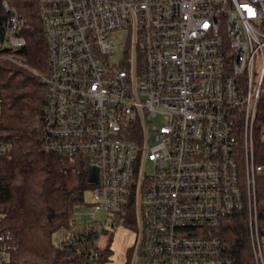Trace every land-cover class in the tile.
Instances as JSON below:
<instances>
[{
    "label": "built area",
    "instance_id": "2783aa9c",
    "mask_svg": "<svg viewBox=\"0 0 264 264\" xmlns=\"http://www.w3.org/2000/svg\"><path fill=\"white\" fill-rule=\"evenodd\" d=\"M34 1L47 43V67L34 72L46 93L41 150L79 159L86 182L98 170L91 212H74L54 243L97 264L100 237L133 195L131 264H235L213 230L239 213L264 264V0ZM24 25L0 0V60L27 68Z\"/></svg>",
    "mask_w": 264,
    "mask_h": 264
},
{
    "label": "trees",
    "instance_id": "16d2710c",
    "mask_svg": "<svg viewBox=\"0 0 264 264\" xmlns=\"http://www.w3.org/2000/svg\"><path fill=\"white\" fill-rule=\"evenodd\" d=\"M14 6L25 19L21 31L25 46L20 56L28 69L0 60V140L7 145V151L0 156V232L7 245L8 264H84L80 245L60 248L53 235L67 228L75 209L83 205V191L94 185L83 179L79 186L68 189L66 162L77 164L79 159L41 150L46 93L34 72L42 74L47 67V43L35 1L16 0ZM262 129L258 118L257 148ZM259 182L264 193V177ZM135 214L132 195L120 220L137 231ZM259 218L264 227V198L259 203ZM213 233L222 240L235 264H255L243 213L221 223ZM109 252H100L97 264ZM129 253L131 264L133 252Z\"/></svg>",
    "mask_w": 264,
    "mask_h": 264
},
{
    "label": "rangeland",
    "instance_id": "374dc122",
    "mask_svg": "<svg viewBox=\"0 0 264 264\" xmlns=\"http://www.w3.org/2000/svg\"><path fill=\"white\" fill-rule=\"evenodd\" d=\"M7 1L10 4L16 2V0ZM111 38L119 47H123L125 44V32H119L115 35L111 34ZM151 123L158 126L162 123V120L157 117L151 120ZM65 166L68 169L66 178L67 188L70 189L79 186L82 182L81 180L84 179L83 175L78 172L80 166L71 160H68ZM150 171V164L147 163L145 172L146 174H150ZM93 201V188H86L83 191V205L75 209V218L81 219L90 213V207ZM135 239L136 233L134 229L125 223H121L120 220L115 228H109L99 239L100 252L105 250L110 251L108 255L104 256L100 264H128L129 252L134 246ZM134 264H140V259L136 258Z\"/></svg>",
    "mask_w": 264,
    "mask_h": 264
},
{
    "label": "water",
    "instance_id": "95a60500",
    "mask_svg": "<svg viewBox=\"0 0 264 264\" xmlns=\"http://www.w3.org/2000/svg\"><path fill=\"white\" fill-rule=\"evenodd\" d=\"M97 168L92 166L87 168V172H88V179L87 182L89 184H95L97 182Z\"/></svg>",
    "mask_w": 264,
    "mask_h": 264
},
{
    "label": "flooded vegetation",
    "instance_id": "af4514ba",
    "mask_svg": "<svg viewBox=\"0 0 264 264\" xmlns=\"http://www.w3.org/2000/svg\"><path fill=\"white\" fill-rule=\"evenodd\" d=\"M78 172H79V174L83 175L84 172H85V168L82 167V166H80ZM131 251L133 252V254H132V255H133L132 258H134V257L137 255V250H135V249L133 250V248H132ZM129 256H130V253H129Z\"/></svg>",
    "mask_w": 264,
    "mask_h": 264
}]
</instances>
